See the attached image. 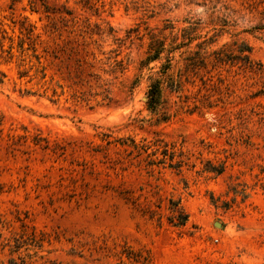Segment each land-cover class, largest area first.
I'll return each mask as SVG.
<instances>
[{"label": "rangeland", "instance_id": "374dc122", "mask_svg": "<svg viewBox=\"0 0 264 264\" xmlns=\"http://www.w3.org/2000/svg\"><path fill=\"white\" fill-rule=\"evenodd\" d=\"M240 2L0 0V264H264L260 83L178 46L264 65Z\"/></svg>", "mask_w": 264, "mask_h": 264}, {"label": "trees", "instance_id": "16d2710c", "mask_svg": "<svg viewBox=\"0 0 264 264\" xmlns=\"http://www.w3.org/2000/svg\"><path fill=\"white\" fill-rule=\"evenodd\" d=\"M241 4H248L255 9L259 15L260 23L252 27L253 31H263L264 30V0H240ZM45 12H49L48 7L44 5ZM33 10V9H32ZM223 25H226V21L223 20ZM192 31V32H191ZM188 32L186 29L183 33V41L178 44V46H185L187 56V66L191 68H207L208 65L212 68H219L222 66L233 67L236 66L238 69L243 71H249L254 76L257 77L260 83L259 89L254 91L250 98H255L259 96H264V65L260 62L254 61L251 56V47L245 43H237V41H232L231 43H224L221 46L208 49V44L213 41V36L209 38H204L197 41L194 44V50H191V43L197 39L202 38L200 35L194 33L196 28ZM215 36V35H214ZM163 43L154 39L149 45V53L146 56L144 62L154 61L159 59L161 52L163 51ZM167 60V65L169 66V58ZM147 107L150 109L155 108L160 101V81L155 80L151 82L147 90ZM254 114L264 123V110L254 111ZM221 171H217L219 174ZM173 220V219H172ZM173 222V221H171ZM186 222V216L181 215L176 223L173 222L175 226H183ZM2 222L0 220V227ZM1 237V232H0Z\"/></svg>", "mask_w": 264, "mask_h": 264}]
</instances>
